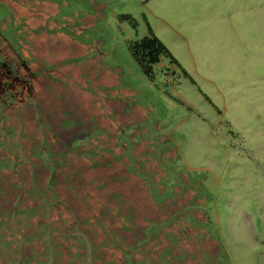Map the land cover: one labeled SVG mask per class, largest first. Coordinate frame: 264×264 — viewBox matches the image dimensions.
Masks as SVG:
<instances>
[{
    "label": "rangeland",
    "instance_id": "1",
    "mask_svg": "<svg viewBox=\"0 0 264 264\" xmlns=\"http://www.w3.org/2000/svg\"><path fill=\"white\" fill-rule=\"evenodd\" d=\"M0 62V264H264V0H0Z\"/></svg>",
    "mask_w": 264,
    "mask_h": 264
},
{
    "label": "trees",
    "instance_id": "2",
    "mask_svg": "<svg viewBox=\"0 0 264 264\" xmlns=\"http://www.w3.org/2000/svg\"><path fill=\"white\" fill-rule=\"evenodd\" d=\"M124 18L127 19V16ZM131 49L143 71L148 75H151L153 67L160 63L161 57L170 59L173 64L182 68L177 58L153 31H151V35L149 37L136 42ZM184 72L188 77H190L187 71L184 70ZM6 74L13 76L12 68L8 64L0 62V94H2L1 92L4 90L5 80H8L4 77Z\"/></svg>",
    "mask_w": 264,
    "mask_h": 264
}]
</instances>
